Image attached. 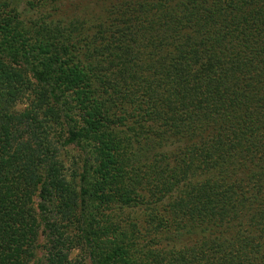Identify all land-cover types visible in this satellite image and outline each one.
Returning <instances> with one entry per match:
<instances>
[{
	"label": "trees",
	"instance_id": "obj_1",
	"mask_svg": "<svg viewBox=\"0 0 264 264\" xmlns=\"http://www.w3.org/2000/svg\"><path fill=\"white\" fill-rule=\"evenodd\" d=\"M72 243L89 264H264V0H0V264Z\"/></svg>",
	"mask_w": 264,
	"mask_h": 264
},
{
	"label": "rangeland",
	"instance_id": "obj_2",
	"mask_svg": "<svg viewBox=\"0 0 264 264\" xmlns=\"http://www.w3.org/2000/svg\"><path fill=\"white\" fill-rule=\"evenodd\" d=\"M29 100L32 99V94H27ZM30 96V97H29ZM28 98H24L21 100L16 106L15 110L17 112H22L27 110L30 114H32L30 103ZM47 108L42 109L47 113V115L51 116V113H48ZM42 120V119H41ZM52 121L51 119H49ZM41 123V122H40ZM50 127L52 131H50L51 142L55 144V158H56V165L59 172L62 174L64 179L68 184H70L75 189L77 188L78 184V177L80 174L81 168V161L82 156L79 153L78 149L71 146L63 145L65 141L64 131L59 126V123L56 121L50 123ZM70 240H76L74 236L75 232L70 233ZM49 250H50V243L47 238V233L40 229L38 239L35 245V258L34 260H45L49 257ZM64 256L66 255V262L67 264H89V259L87 256V251L85 247L78 243H72L71 250L66 252L64 250Z\"/></svg>",
	"mask_w": 264,
	"mask_h": 264
}]
</instances>
